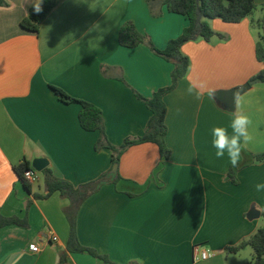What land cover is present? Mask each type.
Returning a JSON list of instances; mask_svg holds the SVG:
<instances>
[{"label":"crops","instance_id":"crops-1","mask_svg":"<svg viewBox=\"0 0 264 264\" xmlns=\"http://www.w3.org/2000/svg\"><path fill=\"white\" fill-rule=\"evenodd\" d=\"M0 6V214L27 218L28 226L0 229V264H58L67 251L71 201L60 192L47 198L44 176L26 187L15 167L37 158L49 161L55 177L79 187L109 173L108 182L90 195L77 213L80 243L106 256L111 264H246L253 250L238 245L264 227V83L239 97V109L252 120L253 139L242 152L238 184L231 182L227 154L218 159L211 129L228 127L234 111L217 93L248 84L264 69L256 46L261 29L256 18L239 23L212 19L209 41L184 44L190 69L165 96L169 159L153 143L133 145L112 177L113 152L96 149L99 131L79 123L81 106L58 99L51 86L88 101L103 112L108 141L120 147L146 130L151 113L138 98H151L171 84L173 64L141 44L119 43L121 26L132 21L158 48L178 38L188 20L170 13L161 0H57L39 33L21 21L35 0H3ZM257 4L264 0H254ZM150 2L152 5L150 6ZM256 15V16H255ZM205 82L200 99L189 83ZM229 133L231 129L228 128ZM257 210L260 216L249 218ZM54 237L57 240L54 241ZM36 243L39 253L29 250ZM214 256L194 258V248ZM69 264H110L89 252H68Z\"/></svg>","mask_w":264,"mask_h":264},{"label":"trees","instance_id":"trees-1","mask_svg":"<svg viewBox=\"0 0 264 264\" xmlns=\"http://www.w3.org/2000/svg\"><path fill=\"white\" fill-rule=\"evenodd\" d=\"M161 1L170 13L185 16L189 22L182 34L178 38L170 40L164 49H158L146 35L142 34L136 28L132 21L125 22L119 30V43L121 46L135 48L141 44H145L155 55L174 66L171 72V84L169 86L158 89L151 98H144L141 95H137L146 104L151 113L146 130L142 136L134 140L127 139L120 147L112 145L108 141L105 133L103 112L100 108L88 101L74 98L60 88L51 86V89L60 101L66 104H78L81 106L78 117L80 126L86 131H99L101 133L96 149H110L113 152V164H118L120 156L129 147L144 143L156 144L161 158L166 160L170 158L171 150L166 143L168 134L166 117L168 109L165 96L177 87L179 81L186 77L190 69V59L182 51L184 44L200 38L209 41L214 37L215 32L210 24V20L212 19H221L227 23H239L251 16L257 9V4L254 0ZM56 2L57 0H42V11L37 13L32 7L28 16L21 21V26L27 31L39 33L43 18L52 10ZM4 5H7L6 2L0 0V6ZM151 5L152 2H150ZM257 26L262 32L259 34L256 55L259 61L264 62V17L258 22ZM248 83L250 85L264 83V69L254 75ZM253 158L256 163L264 162V153L255 155ZM29 168H31L30 163L25 161L19 166H16L15 171L24 181L23 173ZM238 171L239 165L237 167L231 166L228 171V176L234 184H238ZM42 174L44 176L47 193L45 195H36V198H47L54 192H60L71 201L70 208L67 211L70 221V236L67 243V251L60 255L58 264H69L68 252H89L94 257L111 264L112 262L106 256L100 255L95 250L83 246L77 236V213L81 204L90 195L95 193L103 183L109 181V173L107 172L98 179L79 187H75L67 180L55 177L50 168H46ZM112 177H114L115 182L120 179L118 173L112 175ZM25 184L27 188H30L29 183L25 182ZM9 225L27 227L28 220L27 218H20L18 216L5 217L0 214V229ZM246 247H250L253 250V258L246 264H264V227L259 228L253 235L238 245L229 247L227 252L238 253Z\"/></svg>","mask_w":264,"mask_h":264},{"label":"clouds","instance_id":"clouds-1","mask_svg":"<svg viewBox=\"0 0 264 264\" xmlns=\"http://www.w3.org/2000/svg\"><path fill=\"white\" fill-rule=\"evenodd\" d=\"M41 4L42 0H35L33 10L37 13L42 11ZM205 90L210 96L214 95V91L209 89L205 82L198 84L190 82L187 89L189 94L195 92L197 99L202 97ZM234 100L236 101V110L233 113V118L228 127H212L211 143L212 147L216 149L215 155L218 159L224 158L225 154H227L231 166L237 167L242 159V152L247 148L253 137L249 132L252 120L244 112L240 111L238 94H234ZM228 128L231 129V133H229ZM255 189L257 192L264 191V183L256 184Z\"/></svg>","mask_w":264,"mask_h":264},{"label":"water","instance_id":"water-1","mask_svg":"<svg viewBox=\"0 0 264 264\" xmlns=\"http://www.w3.org/2000/svg\"><path fill=\"white\" fill-rule=\"evenodd\" d=\"M250 84H246L244 86H241L239 88L230 90V91H223L217 93V99L219 102H222L226 104L227 109L229 111H234L236 108V101L234 100V94H238V97H240L243 93H245L249 88ZM49 165V161L46 158H37L33 161L32 167L36 169L39 172H43ZM118 169V164H114L111 170L112 174H115ZM260 216V212L257 210H251L249 212V218L254 219Z\"/></svg>","mask_w":264,"mask_h":264},{"label":"built area","instance_id":"built-area-1","mask_svg":"<svg viewBox=\"0 0 264 264\" xmlns=\"http://www.w3.org/2000/svg\"><path fill=\"white\" fill-rule=\"evenodd\" d=\"M23 179L25 182L29 184H36L40 181L41 179V172L37 171L33 167L25 170L23 173ZM57 240V237H54V241ZM29 250L33 253H39L40 248L36 243H31L29 245ZM214 256V253L210 252L209 250H201L199 246H196L194 248V258L196 260H206L208 258H211Z\"/></svg>","mask_w":264,"mask_h":264},{"label":"rangeland","instance_id":"rangeland-1","mask_svg":"<svg viewBox=\"0 0 264 264\" xmlns=\"http://www.w3.org/2000/svg\"><path fill=\"white\" fill-rule=\"evenodd\" d=\"M257 4V3H256ZM264 10V4L263 3H258L257 4V9L256 11L254 12V14H257V13H260L261 11ZM256 16V15H255ZM256 25L258 24V22L260 21V19L256 18ZM262 32V31H261Z\"/></svg>","mask_w":264,"mask_h":264}]
</instances>
